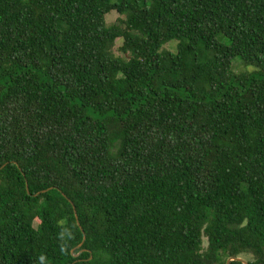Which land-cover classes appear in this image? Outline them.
Instances as JSON below:
<instances>
[{
    "label": "trees",
    "instance_id": "16d2710c",
    "mask_svg": "<svg viewBox=\"0 0 264 264\" xmlns=\"http://www.w3.org/2000/svg\"><path fill=\"white\" fill-rule=\"evenodd\" d=\"M0 168V264H264V0H0Z\"/></svg>",
    "mask_w": 264,
    "mask_h": 264
},
{
    "label": "rangeland",
    "instance_id": "374dc122",
    "mask_svg": "<svg viewBox=\"0 0 264 264\" xmlns=\"http://www.w3.org/2000/svg\"><path fill=\"white\" fill-rule=\"evenodd\" d=\"M118 18H119V14H118L116 11H112V12H110V13L106 16L107 24H111V23L116 22V20H117ZM218 38H219V40H220L223 44H225V45H229L230 41H229L226 37L220 35ZM121 43H122L121 40H117V41H116V44H115V46H114V52H115V54H117V55L121 54L120 51H119V47H120ZM165 47H166L167 49H170V50H175L176 43H175V41H171V42H169L168 44H166ZM232 64H233V68H234L235 72H237V73H241V72H242V73L251 72V71H253V70L255 69V68L252 67V66H248V67H247V66L242 62L241 58H239V57L235 58V59L233 60V63H232ZM205 244H206V243H205Z\"/></svg>",
    "mask_w": 264,
    "mask_h": 264
},
{
    "label": "water",
    "instance_id": "95a60500",
    "mask_svg": "<svg viewBox=\"0 0 264 264\" xmlns=\"http://www.w3.org/2000/svg\"><path fill=\"white\" fill-rule=\"evenodd\" d=\"M4 166H5V165H4ZM4 166H2V167H4ZM2 167H1V168H2ZM1 168H0V169H1ZM27 190H28V185H27ZM45 191H46V190H45ZM75 216H76L77 223H78V225L80 226V223H79V220H78V215H77L76 211H75ZM82 231H83V229H82ZM83 232H84V231H83ZM81 245H82V243H81L79 246H81ZM82 251H83V250H81V252H82ZM75 256H78V254H76ZM231 260H239V261L243 262L244 264H248L246 260H244V259H242V258H240V257H232V258H229L228 261H227V264H229V262H230Z\"/></svg>",
    "mask_w": 264,
    "mask_h": 264
}]
</instances>
